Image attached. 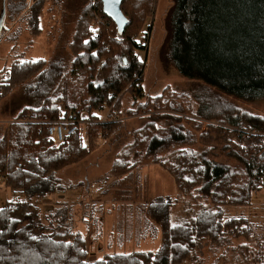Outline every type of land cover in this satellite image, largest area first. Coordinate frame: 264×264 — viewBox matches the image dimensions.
Returning <instances> with one entry per match:
<instances>
[{
    "label": "trees",
    "instance_id": "trees-1",
    "mask_svg": "<svg viewBox=\"0 0 264 264\" xmlns=\"http://www.w3.org/2000/svg\"><path fill=\"white\" fill-rule=\"evenodd\" d=\"M42 2L35 0L31 12L36 28ZM155 2L122 0L126 23L119 31L102 12L101 0H89L69 44L70 63L57 54L50 60L15 61L6 71L1 87L20 84L23 108L0 127V180L25 202L12 200L0 208V264H182L200 240L218 242L223 232H235L241 225L250 230L244 217L224 221L221 207L249 205L251 195L264 188V117L238 110L230 99H264V0H174L170 58L192 81L191 95L194 92L203 110L198 117L208 127L186 128L184 123L193 121L186 115H194L181 103H169L168 112L150 113L123 149L122 156H134V166L143 160L160 163L178 189L176 197L159 196L149 205L148 213L162 230L155 252L110 254L89 261L83 235L68 226L47 230L31 202L64 192L58 171L89 154L99 134L107 138L117 128L118 122H101L94 112L107 104L109 116L124 115L125 94L134 93L144 77L137 53L143 46L136 35L148 18L152 20ZM93 23L97 33L90 28ZM63 113L88 115L85 140L81 127L60 143L48 136L47 124ZM22 115L29 120L16 121ZM242 130L252 132L247 145L237 140ZM198 143V148H188ZM124 162L121 167L127 166ZM191 190L210 207L192 220L171 225L172 206Z\"/></svg>",
    "mask_w": 264,
    "mask_h": 264
},
{
    "label": "rangeland",
    "instance_id": "rangeland-1",
    "mask_svg": "<svg viewBox=\"0 0 264 264\" xmlns=\"http://www.w3.org/2000/svg\"><path fill=\"white\" fill-rule=\"evenodd\" d=\"M9 2L0 33L1 128L6 127L23 108L20 84L8 89L1 87L6 71L15 61L50 60L57 54L70 63L73 55L69 44L80 13L89 0H43L38 28L31 18L35 0ZM173 5L174 0H156L152 20L148 18L141 33L136 35V41L143 46L137 53L144 64V77L141 84L135 85L134 93L125 94L121 108L124 115L115 119L117 128L107 138L99 134L89 154L58 171V177L66 185L64 192L31 200L38 207L47 230L68 226L83 235L89 261L110 254L155 252L162 241V230L148 213L149 205L156 197L174 198L178 195L172 176L160 163L143 160L134 166L133 155L122 156L123 149L133 141V132L143 127L150 113L168 112L169 103H181L188 113L194 115H186L193 120L184 123L186 128L201 126L207 130L208 127V122L198 117L203 110L192 97L194 92L191 95L192 81L181 75L170 58ZM92 26L97 33L94 23ZM97 81H100V74ZM195 89L196 95L198 88ZM230 99L238 110L264 117V99ZM59 107L65 111L63 104ZM109 108L104 104L94 114L101 122H113L114 116H109ZM87 116L85 113L79 116L84 121L80 128L84 140L83 126ZM200 145L188 148L196 149ZM123 159L126 167H121ZM113 165H116V171L112 170ZM12 200L25 202L23 195L15 196L0 180V208ZM208 205L206 200L196 197L194 190L184 193L172 206L169 222L177 225L192 220L204 207H210ZM221 208L224 221L244 217L250 230L241 225L235 232L232 229L223 232L218 242L202 239L182 264H264V188L251 195L249 205Z\"/></svg>",
    "mask_w": 264,
    "mask_h": 264
},
{
    "label": "built area",
    "instance_id": "built-area-1",
    "mask_svg": "<svg viewBox=\"0 0 264 264\" xmlns=\"http://www.w3.org/2000/svg\"><path fill=\"white\" fill-rule=\"evenodd\" d=\"M90 28L92 29L93 26H91ZM108 96L110 97V95ZM109 110L110 108L108 109V111ZM113 116H114L113 118L114 120L116 119V117L119 119L117 114ZM18 120L20 122H24L29 119L26 115H22ZM83 122L84 121L80 120V118H78L77 115L74 113H63V115H61L60 118L55 119L47 124L48 136L52 138V140L55 143H60L65 138L71 136L76 131H78L79 128L81 127V124H83ZM249 135H252L251 131H245V130L240 131L239 134L237 135L238 142L243 145H247V137H249Z\"/></svg>",
    "mask_w": 264,
    "mask_h": 264
},
{
    "label": "water",
    "instance_id": "water-1",
    "mask_svg": "<svg viewBox=\"0 0 264 264\" xmlns=\"http://www.w3.org/2000/svg\"><path fill=\"white\" fill-rule=\"evenodd\" d=\"M122 0H101L102 12L108 16L119 31L124 29L126 19L123 16L120 4Z\"/></svg>",
    "mask_w": 264,
    "mask_h": 264
},
{
    "label": "crops",
    "instance_id": "crops-1",
    "mask_svg": "<svg viewBox=\"0 0 264 264\" xmlns=\"http://www.w3.org/2000/svg\"><path fill=\"white\" fill-rule=\"evenodd\" d=\"M10 0H0V33L2 31V29L4 28V25H3V20H4V17H5V13H6V10H7V3H10L9 2ZM6 7V9H5Z\"/></svg>",
    "mask_w": 264,
    "mask_h": 264
},
{
    "label": "snow or ice",
    "instance_id": "snow-or-ice-1",
    "mask_svg": "<svg viewBox=\"0 0 264 264\" xmlns=\"http://www.w3.org/2000/svg\"><path fill=\"white\" fill-rule=\"evenodd\" d=\"M0 211H3L2 209H0ZM175 226V225H174Z\"/></svg>",
    "mask_w": 264,
    "mask_h": 264
}]
</instances>
